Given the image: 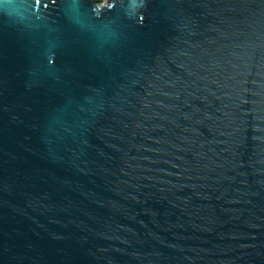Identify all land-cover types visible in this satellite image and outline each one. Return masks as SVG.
<instances>
[{
	"label": "water",
	"instance_id": "95a60500",
	"mask_svg": "<svg viewBox=\"0 0 264 264\" xmlns=\"http://www.w3.org/2000/svg\"><path fill=\"white\" fill-rule=\"evenodd\" d=\"M0 0V264H264V0Z\"/></svg>",
	"mask_w": 264,
	"mask_h": 264
},
{
	"label": "rangeland",
	"instance_id": "374dc122",
	"mask_svg": "<svg viewBox=\"0 0 264 264\" xmlns=\"http://www.w3.org/2000/svg\"><path fill=\"white\" fill-rule=\"evenodd\" d=\"M100 1H102V0H100ZM100 1H99V2H100Z\"/></svg>",
	"mask_w": 264,
	"mask_h": 264
}]
</instances>
